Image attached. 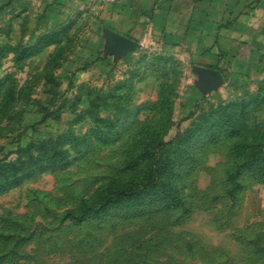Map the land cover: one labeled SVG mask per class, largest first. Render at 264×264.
<instances>
[{
	"label": "rangeland",
	"instance_id": "1",
	"mask_svg": "<svg viewBox=\"0 0 264 264\" xmlns=\"http://www.w3.org/2000/svg\"><path fill=\"white\" fill-rule=\"evenodd\" d=\"M99 10L90 0H0L1 158L36 137L90 132L96 114L134 112L121 139H94L66 169L0 192V264H264V184L243 177L230 198V140L199 152L183 208L82 225L60 220L107 178L141 177L140 167L122 168L129 148L182 137L222 106L246 104L249 136L264 133V41L240 60L212 64L158 41L127 49L104 33ZM206 69L220 73L215 86L202 77ZM103 95L114 99L93 111ZM41 105L60 117L39 124Z\"/></svg>",
	"mask_w": 264,
	"mask_h": 264
},
{
	"label": "trees",
	"instance_id": "2",
	"mask_svg": "<svg viewBox=\"0 0 264 264\" xmlns=\"http://www.w3.org/2000/svg\"><path fill=\"white\" fill-rule=\"evenodd\" d=\"M1 83L0 80V88ZM69 86H73L72 78ZM113 99L114 95L94 98L91 108L97 111L109 107ZM246 109L244 103L227 104L204 115L202 121L182 137L176 134L167 141L132 146L127 150L122 168L140 167L141 177L135 174L127 179L107 178L89 197L66 209L60 220L82 225L89 221L139 217L183 208L186 179L197 165L199 152L204 146L221 140L231 141L233 160L226 172L230 198L242 188L243 177L264 184V133L249 136ZM39 110L42 113L39 124L60 117L57 108L41 105ZM132 114L134 112H127L122 118H100L96 114V123L90 132L76 133L68 129L36 137L20 147L14 158L0 157V192L34 174L66 169L85 157L94 139L101 143L121 139L132 126Z\"/></svg>",
	"mask_w": 264,
	"mask_h": 264
},
{
	"label": "crops",
	"instance_id": "3",
	"mask_svg": "<svg viewBox=\"0 0 264 264\" xmlns=\"http://www.w3.org/2000/svg\"><path fill=\"white\" fill-rule=\"evenodd\" d=\"M90 1L100 4L104 32L136 45L158 41L188 49L209 64L240 60L264 41V0Z\"/></svg>",
	"mask_w": 264,
	"mask_h": 264
},
{
	"label": "water",
	"instance_id": "4",
	"mask_svg": "<svg viewBox=\"0 0 264 264\" xmlns=\"http://www.w3.org/2000/svg\"><path fill=\"white\" fill-rule=\"evenodd\" d=\"M108 36H113L116 43H121L126 46L127 49L134 47L136 44L131 42L130 40L121 37V36H115L107 31L104 32ZM202 77L206 80L212 83L213 86L218 84L220 81V73L215 70L206 69L204 70Z\"/></svg>",
	"mask_w": 264,
	"mask_h": 264
},
{
	"label": "built area",
	"instance_id": "5",
	"mask_svg": "<svg viewBox=\"0 0 264 264\" xmlns=\"http://www.w3.org/2000/svg\"><path fill=\"white\" fill-rule=\"evenodd\" d=\"M102 2H113L114 0H101Z\"/></svg>",
	"mask_w": 264,
	"mask_h": 264
}]
</instances>
